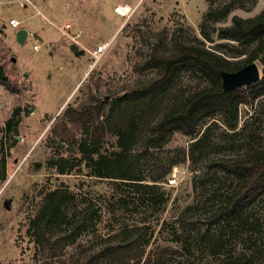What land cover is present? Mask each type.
Here are the masks:
<instances>
[{
    "label": "rangeland",
    "instance_id": "374dc122",
    "mask_svg": "<svg viewBox=\"0 0 264 264\" xmlns=\"http://www.w3.org/2000/svg\"><path fill=\"white\" fill-rule=\"evenodd\" d=\"M117 2L134 8L128 20L113 14ZM263 7L264 0H0V65L12 85L0 84V264H43L45 258L62 264L77 250L79 257L94 253L97 264L107 259L98 248L114 241L127 242V248L111 254L110 264L158 258L159 264H264V195L236 216L211 218L235 185L220 160L264 148V94L240 105L233 128L216 115L191 135L174 132L147 145L145 135L160 112L206 82L182 71L146 99L151 103L134 134L124 135L123 148L116 136L89 145L95 160H108L102 177L81 158L79 143L87 133L64 113L84 101L105 113L118 96L144 88L155 71L151 57L167 54L178 41L204 44L233 61L247 57L256 41L219 38L216 29ZM208 11L212 16L204 22ZM12 18L28 31L23 43ZM259 59L253 61L261 75ZM15 107V124L4 131ZM60 157L71 167L66 173L50 166ZM50 191L68 198L67 223L60 228L76 222L83 230L62 246L51 238L42 252L31 220ZM50 234L56 235L46 228Z\"/></svg>",
    "mask_w": 264,
    "mask_h": 264
},
{
    "label": "trees",
    "instance_id": "16d2710c",
    "mask_svg": "<svg viewBox=\"0 0 264 264\" xmlns=\"http://www.w3.org/2000/svg\"><path fill=\"white\" fill-rule=\"evenodd\" d=\"M226 13L227 9L221 11L222 16ZM210 16H212V13L208 11L204 15V22ZM216 33L219 38L240 43L256 41V46L247 57L233 61L222 53L204 46V44L178 41L167 54L151 57L150 60L155 67V71L144 88H133L130 92L118 96L111 102L112 105L105 113L102 112L99 105L95 106L94 110L85 101L66 108L64 113L70 116L73 126L81 128L87 133L86 137L80 141L79 149L82 153L81 158L89 161L88 166L96 165L93 171L94 175L107 176L105 169L108 160H102V158H98V161L95 160L93 157L95 152L92 148H89V145L103 142L108 136H116L118 145L123 148L125 146L123 143L124 135L128 130L130 134H134L137 119L151 103L146 99L154 98L157 92H162L184 70H191L202 75L206 82L188 92L180 101L172 103L160 112L145 135L147 145L161 143L174 132L191 135L201 122L216 115L222 119L225 125L233 128L238 120L240 105H250L256 98L264 94V7L257 14L250 17L234 16L230 24L218 27ZM202 34L207 37V33L203 29ZM257 56H260V78L246 86L223 92L217 69L235 70ZM0 84L8 89L12 88L2 65H0ZM115 106L118 109L113 111ZM18 109L19 107H15L12 110L5 122L4 131L10 130L15 124L14 119L18 115ZM103 114L104 116H102ZM67 132L68 130L64 131L62 137H68ZM198 142L194 141L191 146H195ZM121 152H123L122 149L114 155L116 160L119 159ZM66 164L67 159L63 157H60L58 161H50V166H55L58 173H66L71 169ZM219 165L222 170L235 178V185L211 214V218L215 221L236 216L248 208L254 200L264 195V148L252 154L248 153L221 159ZM129 179L141 180V178ZM133 183L142 186L141 182ZM44 199L45 202L40 213L31 220L37 240L42 246V252L46 242L51 238L55 243L60 241L59 244L62 246L65 242L74 240L83 230L82 226L76 222L63 229L60 228L61 225L67 223V213L64 209L68 199L67 195L60 194L58 196L56 191H50L45 194ZM180 221H184L182 216ZM46 228L49 231H54L56 235L50 234L49 237H46ZM58 231L60 232L58 233ZM54 236L56 239H54ZM110 237L106 236L107 239H110ZM136 240L135 238L133 241ZM106 244L98 248V252L107 259L100 263L97 262V264H110L113 261V259H110L111 254H116L121 252V249L127 248V242L114 241ZM138 256L140 257L141 254ZM94 259V253L87 257H79V251L77 250L70 254L67 260H63L62 264H79V260L82 261L81 264H92ZM160 262L161 259L158 258L151 264H159ZM43 264L52 263L45 258Z\"/></svg>",
    "mask_w": 264,
    "mask_h": 264
},
{
    "label": "water",
    "instance_id": "95a60500",
    "mask_svg": "<svg viewBox=\"0 0 264 264\" xmlns=\"http://www.w3.org/2000/svg\"><path fill=\"white\" fill-rule=\"evenodd\" d=\"M27 33L28 31L25 28H18L15 32L17 41L23 43L26 39ZM12 60H14V57H12ZM217 72L220 76V85L223 92L236 87L246 86L260 78V68L253 60L235 70L218 68Z\"/></svg>",
    "mask_w": 264,
    "mask_h": 264
},
{
    "label": "built area",
    "instance_id": "2783aa9c",
    "mask_svg": "<svg viewBox=\"0 0 264 264\" xmlns=\"http://www.w3.org/2000/svg\"><path fill=\"white\" fill-rule=\"evenodd\" d=\"M134 8L132 7V5L128 2H117L114 3V5L112 6V12L113 14L120 18L122 21H126L131 17V14L133 13ZM10 24L14 27V28H19L20 25V21L16 18H12L10 19ZM65 28H70L69 25H65ZM78 32H75L74 35L72 36L73 38H75V36H78ZM106 47V44H102V45H98L97 46V50L96 53L101 52L104 48ZM34 48L37 49L38 48V44L34 45Z\"/></svg>",
    "mask_w": 264,
    "mask_h": 264
}]
</instances>
